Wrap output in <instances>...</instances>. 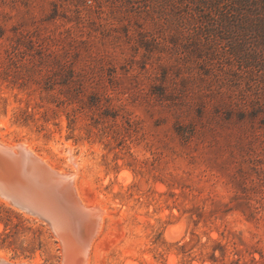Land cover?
I'll return each instance as SVG.
<instances>
[{"label": "rangeland", "instance_id": "rangeland-1", "mask_svg": "<svg viewBox=\"0 0 264 264\" xmlns=\"http://www.w3.org/2000/svg\"><path fill=\"white\" fill-rule=\"evenodd\" d=\"M203 4L0 0V142L105 211L89 264H264V80L198 26ZM0 201L1 255L61 264L49 225Z\"/></svg>", "mask_w": 264, "mask_h": 264}, {"label": "water", "instance_id": "water-1", "mask_svg": "<svg viewBox=\"0 0 264 264\" xmlns=\"http://www.w3.org/2000/svg\"><path fill=\"white\" fill-rule=\"evenodd\" d=\"M11 151L0 146V156L9 159L10 165H17V172L14 171L9 179L0 176V197L49 225L59 240L61 252H71L76 258L75 264H79L78 257L84 248L75 238L85 239L88 243L93 239L96 222L91 211L83 207L73 183L66 182L63 174L41 165L40 170L33 168L34 160L19 145L15 147L18 163H13V160L10 161ZM83 219L88 222V227L83 225ZM68 235L74 239L68 238ZM0 264L32 263L1 258Z\"/></svg>", "mask_w": 264, "mask_h": 264}, {"label": "trees", "instance_id": "trees-1", "mask_svg": "<svg viewBox=\"0 0 264 264\" xmlns=\"http://www.w3.org/2000/svg\"><path fill=\"white\" fill-rule=\"evenodd\" d=\"M203 1V10L196 9L191 16L198 26L207 29L210 37L224 41L226 58L240 71L255 74L264 80V0H209ZM207 7V8H205ZM180 29H184L180 25ZM214 48V47H213ZM0 201V249H15L18 234L16 226L2 213H14Z\"/></svg>", "mask_w": 264, "mask_h": 264}, {"label": "bare ground", "instance_id": "bare-ground-1", "mask_svg": "<svg viewBox=\"0 0 264 264\" xmlns=\"http://www.w3.org/2000/svg\"><path fill=\"white\" fill-rule=\"evenodd\" d=\"M18 145L29 153V155L31 156L32 160H34V161L36 160L35 162L33 161V164H32L33 168L40 170L41 169L40 167L43 166V167H45V168H47V169H49V170H51L53 172L57 171L59 174H63L66 182H72L73 183V185H74V187H75V189L77 191L76 194L81 199V197L79 196L78 190H77L78 187L76 188V185H75V174H76L75 171H62V170H59L57 168H54L53 166L50 165V163L46 160V158L35 154L23 142H19L17 144L16 143L15 144H6V143H3V142H0V146H2L3 148L12 150L11 151L12 152V156L10 158V161L13 160L14 161L13 163L17 162L16 158H15V153H16L15 152V147L18 146ZM70 160H71V157H70ZM0 163L2 164V170L0 171V176L1 177H5V178L9 179L10 177H12L14 171H15V173L17 172V167H16L17 165L16 164L15 165H12V164L10 165L9 159L2 158L0 156ZM3 200H5V199H3ZM5 201L7 202V200H5ZM90 205L91 204L87 205V204H85L83 202V207L91 211V215H92L93 219L96 222L94 224V227H93L94 237L89 243L85 239L75 238V240H77L82 245V247L84 248L83 251L80 253V255L78 257L79 264H89V257H88L89 249L91 248L92 242L94 241L96 235H98V233L101 230L102 218H103V214L105 213V211L100 206H97V205H93L92 206L91 205L92 206L91 207ZM82 223H84L83 224L84 226L88 227V222L85 219H83ZM68 238L74 239L73 237H70L69 235H68ZM62 255H63V258H62V263L63 264H65V263L66 264H75L76 263V261H75L76 258H74V255L71 252H69V251H65L64 252L63 251ZM1 258H4V257L1 255V252H0V259ZM6 260H8V259H6ZM24 262H26V261H24ZM30 263L38 264V261L35 259V260H32V262H30Z\"/></svg>", "mask_w": 264, "mask_h": 264}]
</instances>
